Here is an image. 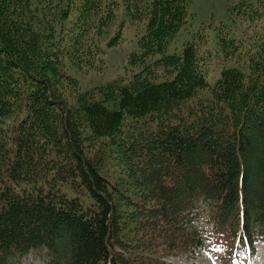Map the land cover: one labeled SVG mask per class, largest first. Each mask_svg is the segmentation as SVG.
Returning a JSON list of instances; mask_svg holds the SVG:
<instances>
[{
    "label": "trees",
    "instance_id": "16d2710c",
    "mask_svg": "<svg viewBox=\"0 0 264 264\" xmlns=\"http://www.w3.org/2000/svg\"><path fill=\"white\" fill-rule=\"evenodd\" d=\"M190 1L124 0L144 21L133 75L82 91L65 58L88 55L118 1L0 0V264L44 249L47 264L253 257L264 241V39L247 36L242 51L224 26L210 82L197 43L166 53ZM228 9L250 23L264 0ZM110 147L131 161V189L109 178Z\"/></svg>",
    "mask_w": 264,
    "mask_h": 264
},
{
    "label": "rangeland",
    "instance_id": "374dc122",
    "mask_svg": "<svg viewBox=\"0 0 264 264\" xmlns=\"http://www.w3.org/2000/svg\"><path fill=\"white\" fill-rule=\"evenodd\" d=\"M117 1L115 15L106 29L101 34H93L94 37L90 35L92 42L88 45V55L78 63L65 58L66 72L77 79L82 91L103 87L118 78L125 79L133 75L129 57L138 48V41L144 33V21L133 19L127 14L124 0ZM144 1L149 2L150 0ZM237 1L191 0L188 6V23L170 42L166 53L180 54L187 42L197 43L199 54L205 57L206 74L213 83L219 77L222 68L224 53L219 45L218 37L219 31L223 30L224 26L231 28L230 36L242 38V51L248 43L247 36H250L257 44L264 39V16L255 17L250 23L240 16L245 20L242 24L231 19L228 8ZM257 2L253 3L257 4ZM245 28L247 31L242 34ZM198 34L202 36L198 38L199 42L196 38ZM90 60L92 64L86 65ZM109 150L111 154L108 155L105 167L109 178L123 189L130 188L128 181L137 178L132 176L131 161L115 147L112 150L110 147ZM139 163L141 164V161ZM130 189H127V193L132 192ZM198 223L205 225L203 220H199ZM255 245L257 253L253 258L244 257L245 255L238 257L232 254L217 255L216 253L192 256L187 252H180L176 255H165L161 259L172 264H264V242L259 241ZM45 252L46 249L42 252L33 250L23 258L21 264H47Z\"/></svg>",
    "mask_w": 264,
    "mask_h": 264
}]
</instances>
